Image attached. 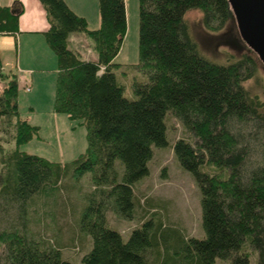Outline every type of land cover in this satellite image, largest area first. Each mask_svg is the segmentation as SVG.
Returning <instances> with one entry per match:
<instances>
[{
	"label": "trees",
	"instance_id": "1",
	"mask_svg": "<svg viewBox=\"0 0 264 264\" xmlns=\"http://www.w3.org/2000/svg\"><path fill=\"white\" fill-rule=\"evenodd\" d=\"M41 2L50 22L44 35L60 70L56 111L86 125L88 148L65 163L22 150L40 127L21 117L18 80L8 78L0 92V247L5 264H76L61 247L30 236L23 220L36 196L88 172L96 191L80 218V228L92 236L84 264H214L218 258L250 264L251 254L243 249L247 240L258 250L257 264H264V100L245 85L256 77L257 65L248 55L225 64L211 60L187 19L190 10H200L205 28L219 32L234 16L229 0H140L141 77L133 82L134 97L126 95L115 72L128 31L125 0H100L96 29L66 0ZM19 16L0 4V34L17 32ZM77 32L93 40L97 60H86L71 48L69 37ZM170 113L196 138L195 143L178 139L173 149L200 187L205 235L185 237L151 217L125 239L109 223L106 207L111 200L118 212L132 215L134 185L149 175L154 146L170 145ZM11 125L16 147L9 150L1 134ZM117 160L124 167L120 179ZM14 209L19 224L8 215ZM6 217L7 225L1 227ZM150 250L158 254L155 260Z\"/></svg>",
	"mask_w": 264,
	"mask_h": 264
},
{
	"label": "rangeland",
	"instance_id": "2",
	"mask_svg": "<svg viewBox=\"0 0 264 264\" xmlns=\"http://www.w3.org/2000/svg\"><path fill=\"white\" fill-rule=\"evenodd\" d=\"M94 2H98L99 13L100 0L84 2V10L91 18V27L89 26L91 29L96 26ZM130 2L133 8L131 22L128 23L122 49L115 60L119 64L115 72L118 80L126 86V95L134 97L133 82L141 77L137 70L140 63V0H135V3L134 0ZM187 19L201 51L211 60L225 64L242 60L246 55L255 60L257 75L246 81L245 85L264 100V63L241 36L235 15L219 32H212L205 28L200 10H190L187 13ZM7 37L3 36V38ZM87 39L89 44L94 43L91 38ZM34 46L35 53L40 54L43 51L39 42H34ZM49 49L53 51L51 47ZM87 49L90 48H80L82 52L89 54ZM96 54V50L93 49V57ZM0 59V67L4 66L3 71L0 69L3 74L0 76V92H2L8 85V78L18 71L19 43L15 42L13 48H7L1 52ZM41 60L44 62L41 68L45 71V77H42L40 83L33 87L32 92L28 93L23 89L26 93L21 98L18 92L21 117L40 127L39 134L27 144L22 145L21 149L31 154L45 156L55 162H70L87 150L88 131L83 122L72 120L68 115L56 111L59 73L54 77L50 72L52 60L49 57ZM34 64L38 66L37 63ZM167 123L170 145L165 148L154 146V155L149 162V175L134 185L135 207L132 215L126 217L118 212L111 200L106 207L109 223L119 229L125 239L129 238L135 227L151 217L160 219L165 228L177 229L185 237L205 235L202 226L200 187L194 175L181 166L173 149L178 139L185 138L195 143L196 138L172 113L169 114ZM15 133L16 127L11 125L7 133L1 134L2 143L6 149L16 147ZM116 168L120 179L124 167L119 160L116 161ZM95 189L93 176L88 172L81 178L69 176L57 190L36 196L28 206V217H24L25 220H23L26 223V232L37 239L61 247L64 256L72 258L76 264H84L82 256L92 247V236L80 228V218ZM8 215L19 224L16 218L20 220V217H17L15 209ZM7 219L6 217L1 227L7 225ZM1 249L0 247V263L5 264L1 257ZM243 249L251 254L250 264H257L258 250L248 240ZM149 254L154 260L158 256L156 251L152 250ZM162 254H166L165 250H162ZM175 261L177 263L179 257ZM214 264L234 263L232 259L218 258Z\"/></svg>",
	"mask_w": 264,
	"mask_h": 264
},
{
	"label": "crops",
	"instance_id": "3",
	"mask_svg": "<svg viewBox=\"0 0 264 264\" xmlns=\"http://www.w3.org/2000/svg\"><path fill=\"white\" fill-rule=\"evenodd\" d=\"M66 1L74 11L87 18L90 26L91 18L84 10L85 0H82L81 2L80 0ZM0 4L11 7L14 12H20L19 30L15 33L1 35L0 37V53L7 50V48H13L15 42L16 44L17 42L19 43V68L13 76L17 77L21 98L23 97L22 95L26 93L25 90H27L28 93L32 92L33 87H36V84L40 83V79L45 77V71L41 68L43 67L44 62L41 59L44 57H49L52 60V69L50 72H52L54 77H56L60 71L58 68L57 57L55 56L54 51L49 49L50 46L47 43L44 35V33L50 27V22L47 11L41 0H0ZM94 7L96 26L92 28L96 29L101 25V16H99L100 12L98 13V2H94ZM126 7L128 23H130L131 13L133 11L130 0H126ZM3 36L8 37L3 38ZM87 38L89 37L85 33H72L69 37L70 46L74 50L78 51L82 57L85 55V57H83L84 59L97 60L98 54L93 57L94 43L89 44ZM34 42L40 43V48L43 49L40 54L35 53ZM79 47L90 48L89 50L87 49L89 54H86L85 51L82 52ZM34 63H37L38 66H36ZM0 69L3 71L4 66L1 65Z\"/></svg>",
	"mask_w": 264,
	"mask_h": 264
},
{
	"label": "water",
	"instance_id": "4",
	"mask_svg": "<svg viewBox=\"0 0 264 264\" xmlns=\"http://www.w3.org/2000/svg\"><path fill=\"white\" fill-rule=\"evenodd\" d=\"M241 36L264 63V0H229Z\"/></svg>",
	"mask_w": 264,
	"mask_h": 264
},
{
	"label": "built area",
	"instance_id": "5",
	"mask_svg": "<svg viewBox=\"0 0 264 264\" xmlns=\"http://www.w3.org/2000/svg\"><path fill=\"white\" fill-rule=\"evenodd\" d=\"M0 37H1V34H0Z\"/></svg>",
	"mask_w": 264,
	"mask_h": 264
}]
</instances>
